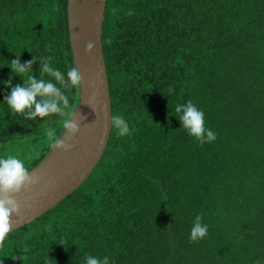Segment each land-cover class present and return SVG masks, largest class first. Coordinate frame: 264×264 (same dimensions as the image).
Returning a JSON list of instances; mask_svg holds the SVG:
<instances>
[{"label": "trees", "instance_id": "obj_1", "mask_svg": "<svg viewBox=\"0 0 264 264\" xmlns=\"http://www.w3.org/2000/svg\"><path fill=\"white\" fill-rule=\"evenodd\" d=\"M101 43L111 116L129 131L111 123L88 178L9 232L0 264H264V0H105ZM17 58L28 65L21 75L8 67ZM73 65L67 0H0V149L24 148L28 171L62 116L28 119L34 107L15 114L4 99L43 80L67 103L37 101L54 99L68 116ZM189 102L214 141L183 128ZM197 216L207 235L191 241Z\"/></svg>", "mask_w": 264, "mask_h": 264}, {"label": "water", "instance_id": "obj_2", "mask_svg": "<svg viewBox=\"0 0 264 264\" xmlns=\"http://www.w3.org/2000/svg\"><path fill=\"white\" fill-rule=\"evenodd\" d=\"M105 0H67V26L74 65L81 74L78 103L71 119L79 130L67 143L70 152L51 149L30 171L38 183L15 195L19 205L10 216L11 231L17 230L51 210L88 178L107 145L111 130V102L101 35ZM92 42L91 52L85 45ZM69 136L64 129L59 137Z\"/></svg>", "mask_w": 264, "mask_h": 264}, {"label": "clouds", "instance_id": "obj_3", "mask_svg": "<svg viewBox=\"0 0 264 264\" xmlns=\"http://www.w3.org/2000/svg\"><path fill=\"white\" fill-rule=\"evenodd\" d=\"M94 47L92 42H88L85 45V53L91 52ZM31 62H29L30 64ZM16 74L21 75L25 72L28 65L21 64L19 59L9 62V66ZM45 72L55 76L58 80H62L63 77L59 70H53L47 65L43 69ZM67 76L73 85L79 87L81 81V74L75 65L71 66L67 72ZM11 81H5L7 86ZM30 87L15 85L9 95L4 99L12 113L23 114L25 109H31L34 107L28 119H35L39 116L41 118L49 117L53 114L61 115V124L63 129H67L69 136L64 141L59 139L60 136L55 135L54 131L48 130L47 135L51 140V147L53 149H60L64 152H70L73 148V144L67 143L68 140L73 139V134L76 133L79 128L78 124L71 119V115L74 114V109L68 116H64L63 110L58 106L54 99H42L37 101L38 95L50 94L59 96L61 100L67 103V98L60 96L59 90L55 85L51 83H45L43 80L37 81L34 78H30ZM184 129L190 130L188 134L195 137V139L202 145L205 142H211L216 139V135L209 128L205 127L204 112L197 109L188 103L184 115L180 117ZM112 125L118 129V134L123 136L128 133V125L122 116L114 115L111 117ZM61 135V134H60ZM28 168L25 166L23 160L15 157L8 156L7 158H0V247L3 246L6 236L11 229L10 216L18 212L19 205L15 200V195L18 194L22 188H27L31 185L38 183L39 178L37 176H29ZM200 216H197L196 222L191 228L190 240L196 241L202 239L207 235L208 225L203 226L199 222ZM27 251V249H25ZM87 264H99V261L91 257L87 258Z\"/></svg>", "mask_w": 264, "mask_h": 264}, {"label": "rangeland", "instance_id": "obj_4", "mask_svg": "<svg viewBox=\"0 0 264 264\" xmlns=\"http://www.w3.org/2000/svg\"><path fill=\"white\" fill-rule=\"evenodd\" d=\"M77 106V105H76ZM76 106L74 107V110H75V108H76ZM64 113V112H63ZM67 113H71V110L69 111V109L67 110ZM68 114V115H69ZM57 119V118H56ZM56 119H55V121H56ZM49 124H47V122H45V123H43V127H47ZM60 128H58V130H59ZM62 131H63V129H62ZM61 131V132H62ZM61 134V133H60ZM48 138H49V136L48 135H46V137H45V140H48ZM23 151H24V148H22V147H20L19 145H17V144H14V143H9L8 145H6V146H4V147H2L1 149H0V152L2 153V158L4 157V158H7L8 156H10V155H12V156H15V157H17V158H19V159H21L22 158V153H23ZM27 151H29V149H27ZM22 152V153H21Z\"/></svg>", "mask_w": 264, "mask_h": 264}]
</instances>
